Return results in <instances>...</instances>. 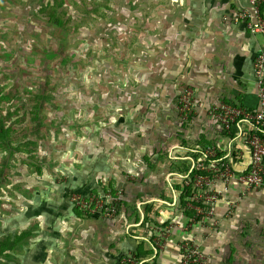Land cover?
Masks as SVG:
<instances>
[{
  "label": "rangeland",
  "instance_id": "1",
  "mask_svg": "<svg viewBox=\"0 0 264 264\" xmlns=\"http://www.w3.org/2000/svg\"><path fill=\"white\" fill-rule=\"evenodd\" d=\"M179 4L0 0V264H120L138 256L142 207L158 220L155 202L179 207L164 193L172 175L192 170L196 196L234 177L211 144L197 147L218 159L206 170L177 158L189 155L178 101L195 99L172 83L164 40ZM166 220L149 228L150 257ZM213 264H264V222L241 227Z\"/></svg>",
  "mask_w": 264,
  "mask_h": 264
},
{
  "label": "crops",
  "instance_id": "2",
  "mask_svg": "<svg viewBox=\"0 0 264 264\" xmlns=\"http://www.w3.org/2000/svg\"><path fill=\"white\" fill-rule=\"evenodd\" d=\"M180 2L173 11L171 36L164 37V40L171 43L168 57L172 60V83L176 86L179 82L184 87L191 88L197 106L192 116L186 120L188 126L182 128L183 134L178 135L184 136L183 140H177L178 150H182L184 144L188 146L184 148L185 151L188 149V154L191 149H197L200 145L216 146L221 157L230 165L234 177L226 181L212 179L210 190H214L220 197L213 206L212 216L202 217L186 229L188 214L180 204V174L173 173L176 183L166 188L164 193L178 194L179 207L175 200L168 207L155 202V210L160 213L163 211L162 216H158L160 220L145 207L141 208L142 213L140 212L137 220L141 221L140 227L144 232L140 235L141 243L137 242L135 245H142L143 251L147 252L144 254L148 259L147 264H179L177 244L188 238L201 245L209 263L213 264L241 227L264 222V185L257 189H246L238 181V176L250 164V151L244 143L243 135L238 133L239 128L235 126L231 132H226L208 115L211 107L222 102L249 109L257 107L258 93L252 64L256 54L264 46V37L251 33L247 22L238 18L240 9L249 7L248 0ZM261 13L264 16V3ZM242 127L248 128L245 124ZM187 156L177 155V158L180 160ZM176 165L179 166L178 163ZM164 200L165 198L160 199V202H166ZM144 214L148 219L142 223ZM167 218L174 220L167 240L162 250L150 257L155 251V243L150 238L149 228L158 224L157 221ZM164 222L165 225L169 223L167 220Z\"/></svg>",
  "mask_w": 264,
  "mask_h": 264
},
{
  "label": "built area",
  "instance_id": "3",
  "mask_svg": "<svg viewBox=\"0 0 264 264\" xmlns=\"http://www.w3.org/2000/svg\"><path fill=\"white\" fill-rule=\"evenodd\" d=\"M248 2L249 7H242L238 13V18L247 22L251 33L264 37V16L261 13V6L264 0H248ZM252 72L258 93V105L255 109L222 102L208 110L210 118L218 122L226 132H231L232 127L235 126L239 128L238 133L243 135L244 143L250 151V164L247 170L238 176V181L246 189H257L264 185V46L254 58ZM196 106L197 104L191 92L182 95L177 105L180 118L188 120L192 116ZM242 124L247 125L248 128L244 129ZM197 152L199 156L195 157ZM186 158L192 161V166L195 169L201 170H206L205 162L210 165L212 162L218 160L209 158L206 153L199 152L195 148L190 150ZM191 172L192 170L187 175H179L182 186L188 187L190 190H192V180H195V177L192 180L189 178ZM215 194L213 191H209L207 194L196 196L195 191H192V196L186 200V207L189 209L187 204L192 203L193 205L190 204L191 211L194 215L196 213V216L199 218L203 215L204 217L212 216L213 206L218 201ZM194 215V220H187L186 229L195 223V221L200 220H196L198 217ZM177 246L179 250V264H210L208 256L203 251L201 245L193 239H184L178 242ZM146 258L147 256L142 255L137 257L132 255V257L128 256V258L123 257L120 264H133L134 261L137 264H147L148 259Z\"/></svg>",
  "mask_w": 264,
  "mask_h": 264
},
{
  "label": "trees",
  "instance_id": "4",
  "mask_svg": "<svg viewBox=\"0 0 264 264\" xmlns=\"http://www.w3.org/2000/svg\"><path fill=\"white\" fill-rule=\"evenodd\" d=\"M0 130H1V125H0ZM208 161H210L208 159ZM199 173L204 174L203 172L199 171ZM192 190H190V188L182 186L181 189V193H180V204L182 205V207L184 208V212L186 214H188V218H190L192 216V213L189 212V210L187 209V207L184 205V200L190 198L192 195ZM188 210V211H187ZM147 216L144 214V218L142 223H144L145 221H147ZM9 241V237L5 238L3 241L0 242V253H2L5 250V244ZM144 254H147L146 251H143L142 245H139L137 248V253L136 255L138 256H145ZM135 255V254H134ZM149 264V263H148Z\"/></svg>",
  "mask_w": 264,
  "mask_h": 264
},
{
  "label": "bare ground",
  "instance_id": "5",
  "mask_svg": "<svg viewBox=\"0 0 264 264\" xmlns=\"http://www.w3.org/2000/svg\"><path fill=\"white\" fill-rule=\"evenodd\" d=\"M20 20V22H22V19L18 18ZM23 24V22L21 23V25Z\"/></svg>",
  "mask_w": 264,
  "mask_h": 264
}]
</instances>
